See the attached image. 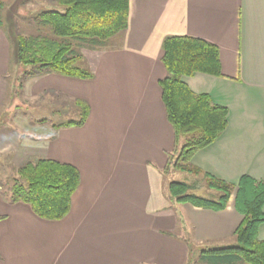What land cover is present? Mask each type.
<instances>
[{
    "label": "crops",
    "instance_id": "obj_1",
    "mask_svg": "<svg viewBox=\"0 0 264 264\" xmlns=\"http://www.w3.org/2000/svg\"><path fill=\"white\" fill-rule=\"evenodd\" d=\"M24 1L30 4L0 0V107L14 56V14ZM168 36L200 38L219 49L222 76L183 77L192 92L228 110L222 134L191 159L201 171L196 176L230 184L244 175L264 179V0H129L119 45L82 51L93 78L44 74L24 85L30 98L53 91L86 101L82 126L31 123L20 112L0 127V156L15 167L43 158L80 174L60 221L40 219L0 194V264H186L185 238L198 250L235 243L242 219L235 191L219 211L171 203L164 193L169 181L162 169L174 140L158 81L166 73L161 43ZM210 195L215 200L219 193ZM257 237L264 240V223Z\"/></svg>",
    "mask_w": 264,
    "mask_h": 264
},
{
    "label": "trees",
    "instance_id": "obj_2",
    "mask_svg": "<svg viewBox=\"0 0 264 264\" xmlns=\"http://www.w3.org/2000/svg\"><path fill=\"white\" fill-rule=\"evenodd\" d=\"M56 4L59 9L41 10L25 18L18 17L29 24L34 22L35 28L43 34L37 31V34L25 36L17 32L14 40L10 41L15 57L10 58L3 77L10 100H13L12 96L22 94L26 80L44 74L79 80L93 78L82 51H104L117 47L120 43L118 36L128 25L129 0H57ZM161 51L166 73L158 85L174 140L162 174L167 177L171 172L179 171L198 175L201 171L191 164V159L222 134L227 125L228 110L215 104L209 95L192 92L183 77L197 73L222 76L219 49L200 38L168 36L161 43ZM46 94L54 97L61 107L68 106V110H74L77 116V119L52 123L53 127H80L85 123L89 115L86 101H63L64 96L53 91ZM15 111H19L17 107ZM20 112L31 123H49L44 118L34 121L27 110ZM57 114L63 115L61 111ZM11 116L8 119L2 117L7 120L2 119L0 127L5 126L7 121L11 122ZM6 167L11 175L6 185L0 183V192L8 203L28 205L34 215L47 221H60L68 215L72 195L80 184V174L75 166L33 158L19 167L10 163ZM203 177L206 187L219 193L217 199L198 196L192 192L195 189L193 185L180 181L166 183V198L171 203H189L219 211L225 208L235 191V209L242 219L233 233V245L200 249L199 259L206 264H264V240L257 237L258 227L264 223V179L255 180L244 175L236 184H230L209 173H203ZM184 242L188 247L186 264H193L194 245L188 238Z\"/></svg>",
    "mask_w": 264,
    "mask_h": 264
},
{
    "label": "rangeland",
    "instance_id": "obj_3",
    "mask_svg": "<svg viewBox=\"0 0 264 264\" xmlns=\"http://www.w3.org/2000/svg\"><path fill=\"white\" fill-rule=\"evenodd\" d=\"M56 1H55V4H52V5L44 2V0H30V4H27L24 1V2H22L21 7L19 6L15 10L14 15H17V17H19V18H25L29 15H34V14L40 12L41 10H44V8L59 9L58 5L56 4ZM14 20H15V23H13L14 24L13 34L14 35L17 32L22 34V35H25V36L30 35V34H37L38 32H39V34H43V32H40V30H37L35 28L34 22H31L29 25L24 21H20L21 19L19 20L16 18ZM118 37H120V35ZM14 57H15V55L13 56V59H14ZM84 60H85V58H84ZM86 66L88 68L87 64H86ZM25 83H24V85H25ZM11 98L13 100H10L9 90L7 89V94H6L5 100L3 101V103L0 107V121L1 122L5 116L8 119L9 116L16 114V113L23 111V110L24 111L27 110L29 113H31L34 121H39L40 119L44 118L49 123H61V122L65 121L66 119H77V116L73 112L74 110H68L69 109L68 106H65V107L62 106L61 107V105H59L56 102L54 97H52L51 95H48L46 93L30 98L24 94V87H23L22 94L19 97L18 96H12ZM62 100L68 101V99H66L65 97H63ZM16 107L18 108L19 111H15ZM60 111L62 112L63 115L57 114V112H60ZM12 118L13 117L11 116V120H12ZM7 119H3V121H5ZM7 125H11V122L7 121L5 126H7ZM1 155L2 156H0V183L6 185L7 179L11 175V172L8 169V167H6V164L9 163L8 158H7L8 156H3V154H1ZM167 178H168V181H180V182L187 183L188 185H193V187L195 189H193L192 192L194 194L201 196V197H204V198H207V199H213L214 195H210V193L212 191L214 192V190L208 189L206 187L205 183L202 181L203 179L200 176L191 175V174L176 171V172H171L170 174H168ZM0 194H1V192H0ZM193 245H194V256H193V259H194L193 262L194 263L193 264H206L199 259L200 255H199V253L197 254V252L199 250H198V248H196L197 246L195 244H193Z\"/></svg>",
    "mask_w": 264,
    "mask_h": 264
}]
</instances>
